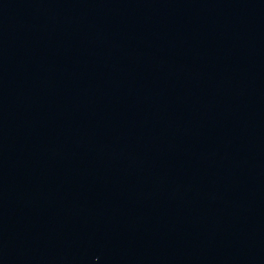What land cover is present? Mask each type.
I'll return each mask as SVG.
<instances>
[{
  "label": "water",
  "instance_id": "1",
  "mask_svg": "<svg viewBox=\"0 0 264 264\" xmlns=\"http://www.w3.org/2000/svg\"><path fill=\"white\" fill-rule=\"evenodd\" d=\"M0 264H264V0H0Z\"/></svg>",
  "mask_w": 264,
  "mask_h": 264
}]
</instances>
